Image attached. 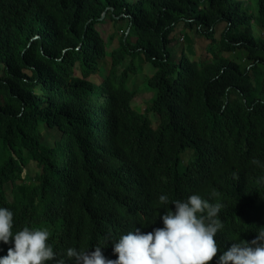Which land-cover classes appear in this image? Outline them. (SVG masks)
I'll return each mask as SVG.
<instances>
[{
    "label": "trees",
    "instance_id": "16d2710c",
    "mask_svg": "<svg viewBox=\"0 0 264 264\" xmlns=\"http://www.w3.org/2000/svg\"><path fill=\"white\" fill-rule=\"evenodd\" d=\"M254 1L256 13L253 0H0V207L14 233L48 229L46 264H74L70 247L115 260L121 235L163 227L172 202L193 194L222 205L221 254L264 229V0ZM107 19L126 27L112 51L97 28ZM187 30L207 40V59L188 55ZM134 53L154 69L143 110L127 87ZM12 246L0 242V257Z\"/></svg>",
    "mask_w": 264,
    "mask_h": 264
},
{
    "label": "clouds",
    "instance_id": "9594fccd",
    "mask_svg": "<svg viewBox=\"0 0 264 264\" xmlns=\"http://www.w3.org/2000/svg\"><path fill=\"white\" fill-rule=\"evenodd\" d=\"M259 164L258 160H253ZM161 204L168 197L159 196ZM175 211L162 216L163 227L150 232L139 228L121 235L113 243L115 260L106 258L101 246L94 251L68 248L66 255L74 264H264V229L251 241L232 243L221 254L216 236L224 225L218 218L222 205L210 203L198 194L172 202ZM51 233L46 228L23 227L13 232V212L0 207V242L12 243L0 264H46L56 259L48 243ZM56 264H66L63 258Z\"/></svg>",
    "mask_w": 264,
    "mask_h": 264
},
{
    "label": "rangeland",
    "instance_id": "374dc122",
    "mask_svg": "<svg viewBox=\"0 0 264 264\" xmlns=\"http://www.w3.org/2000/svg\"><path fill=\"white\" fill-rule=\"evenodd\" d=\"M246 2H247V0H246ZM252 3L254 5V8L252 9V11H254L256 13V1L253 0ZM97 28L102 33L104 38H107L108 36L113 37L112 42L107 47L108 51H112L115 47L118 46L122 31L124 29H126L124 22L116 25L110 19H107L103 23L98 24ZM182 28H183V26H182V24H180L179 27H177L176 32H180V30ZM218 30H222V28L220 27V28H218ZM176 32H175V34H176ZM179 39L181 42L184 43L185 50L192 59H196L199 61V60H205L208 58L206 53L204 51L201 52V49L199 48V40L202 42L201 48L204 44L203 40L206 41V46H207L208 43H207L206 39L202 38L203 39L202 40V39L196 37L194 35V32H191L188 30L185 32L183 31L180 34ZM133 41H134V39H131V42H133ZM180 46H181V43H179V44L174 43L173 44L172 50L176 56H178V54L180 53ZM192 47H193V49H192ZM142 57H143L142 53H139V54L134 53V55H132V56L130 55V58L128 60V62H132V64L134 65V68H133V71L129 74L130 76L127 80V87H128V89L136 92V95L133 98L132 105L137 110H138V107L142 108V110L144 108H146V106H148V102H149L148 100L151 99L152 97H154L156 94V92H154L153 89H150L148 87V83H147V80L153 74L154 69H153L152 65L149 62H146ZM107 62H108V64H110V58H107ZM76 74L78 76L80 75L79 70H77ZM90 79L92 81L98 83L102 80V77H100L99 75H94V76H90ZM147 116L149 117L150 120L154 121L155 115L153 112H149L147 114ZM189 155H190V152H187L184 155V158L186 159ZM32 167H33V169H36L34 164H32Z\"/></svg>",
    "mask_w": 264,
    "mask_h": 264
},
{
    "label": "water",
    "instance_id": "95a60500",
    "mask_svg": "<svg viewBox=\"0 0 264 264\" xmlns=\"http://www.w3.org/2000/svg\"><path fill=\"white\" fill-rule=\"evenodd\" d=\"M104 14L102 15V18H103Z\"/></svg>",
    "mask_w": 264,
    "mask_h": 264
}]
</instances>
